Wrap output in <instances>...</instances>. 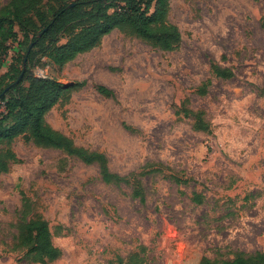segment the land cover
Here are the masks:
<instances>
[{
    "label": "rangeland",
    "instance_id": "1",
    "mask_svg": "<svg viewBox=\"0 0 264 264\" xmlns=\"http://www.w3.org/2000/svg\"><path fill=\"white\" fill-rule=\"evenodd\" d=\"M167 19L181 36L173 50L113 29L62 66L33 55L23 88L30 75L83 82L46 123L127 181L104 183L97 163L16 137L18 161L0 172V264H197L264 252V0H169ZM15 31L0 76L24 52ZM38 219L54 259L21 233Z\"/></svg>",
    "mask_w": 264,
    "mask_h": 264
},
{
    "label": "trees",
    "instance_id": "2",
    "mask_svg": "<svg viewBox=\"0 0 264 264\" xmlns=\"http://www.w3.org/2000/svg\"><path fill=\"white\" fill-rule=\"evenodd\" d=\"M168 7L169 0H9L1 6L0 69L9 48L7 42L16 40V25L22 31L26 45L23 54L12 59L7 72L0 76V172H6L10 163L18 161L9 146L16 137L23 135L35 146L59 149L86 164L97 163L104 183L126 182L125 176L108 170L103 153L76 146L72 139L45 121L46 112L60 100L67 99L70 91L82 86L83 82L63 86L53 79L30 75L25 78L28 81L26 88L21 83L35 53L41 52L53 64L62 66L95 47L113 29L161 50L177 48L181 36L178 28L167 19ZM59 31V36H54ZM59 37L66 39L58 44L55 39ZM212 71L219 78L232 76L229 69L217 65H212ZM96 90L102 95H111V91L102 85H97ZM172 178L181 182L180 178ZM132 195L143 198L140 189H135ZM193 199L202 201L199 194H194ZM21 230L22 234L33 236L40 255L49 259L57 257L59 250L51 244L43 220L28 221L22 224ZM228 253L229 258L202 256L197 264H264V252L261 251Z\"/></svg>",
    "mask_w": 264,
    "mask_h": 264
},
{
    "label": "water",
    "instance_id": "3",
    "mask_svg": "<svg viewBox=\"0 0 264 264\" xmlns=\"http://www.w3.org/2000/svg\"><path fill=\"white\" fill-rule=\"evenodd\" d=\"M21 77V74L19 75L18 79Z\"/></svg>",
    "mask_w": 264,
    "mask_h": 264
},
{
    "label": "crops",
    "instance_id": "4",
    "mask_svg": "<svg viewBox=\"0 0 264 264\" xmlns=\"http://www.w3.org/2000/svg\"><path fill=\"white\" fill-rule=\"evenodd\" d=\"M1 70V69H0Z\"/></svg>",
    "mask_w": 264,
    "mask_h": 264
}]
</instances>
